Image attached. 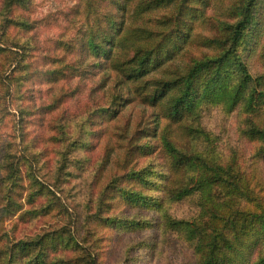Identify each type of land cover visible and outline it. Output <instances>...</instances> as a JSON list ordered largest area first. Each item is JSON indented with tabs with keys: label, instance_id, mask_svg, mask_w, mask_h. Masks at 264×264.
Instances as JSON below:
<instances>
[{
	"label": "rangeland",
	"instance_id": "374dc122",
	"mask_svg": "<svg viewBox=\"0 0 264 264\" xmlns=\"http://www.w3.org/2000/svg\"><path fill=\"white\" fill-rule=\"evenodd\" d=\"M207 1L195 37L213 38L242 17L234 0ZM77 2L31 0L28 11L13 9L7 40L0 28L7 45L0 52V264H29L21 253L10 260L11 252L3 254L48 234L57 242L40 264H83L88 250L98 264H201L197 241L224 214L238 205L264 209V144L244 133L249 105L264 93V0L253 2L252 19L224 52L214 94L196 104L183 129L138 101L123 103L115 118L103 117L113 109L114 74L106 73L101 89L100 73H83L92 60L81 46L72 53L55 49L59 41H79L87 27L70 15ZM215 54L193 42L172 63L183 67ZM57 57L63 64L53 81L49 72L60 69L52 65ZM256 119L264 127V108ZM157 124L167 136L147 137ZM135 129L143 132L128 149L131 164L114 172L109 161L125 158ZM167 155L189 164L170 178ZM8 159L18 170L13 183L5 178ZM167 180L184 193L169 196ZM102 202L107 206L98 212ZM245 248L248 264H264V231L250 233Z\"/></svg>",
	"mask_w": 264,
	"mask_h": 264
},
{
	"label": "trees",
	"instance_id": "16d2710c",
	"mask_svg": "<svg viewBox=\"0 0 264 264\" xmlns=\"http://www.w3.org/2000/svg\"><path fill=\"white\" fill-rule=\"evenodd\" d=\"M255 1L234 0V7L237 6V9L242 10L241 19L234 25L228 26L230 27L228 30L224 27L221 33L209 38L195 37L194 28L198 23L206 20L205 6H210L211 1L208 3L207 0H78L70 15H73L74 19H83L87 27L81 29L79 41L75 43L59 41L55 49L70 50L72 53L73 50H77L76 46H81L80 50L87 60H92L89 65L90 70H87V65L82 67L83 73L85 75L93 74L90 71L100 73L101 89L107 84L106 73L114 74V84L110 93L113 109L105 111L103 117L108 120L115 118L119 108L124 106L123 103L138 101L154 109L160 120L183 129L186 128L183 122L191 115L196 104L214 94L213 89L219 83L220 70L226 58L224 52L238 43L243 30L253 17L251 7ZM30 2L31 0H0V28H4V34L1 35L3 40H7L8 30L15 25L13 9L18 6L28 11ZM18 24L23 26L22 29L25 31L32 28L27 21ZM193 42L216 52L214 58L183 67L174 65L172 62L177 61L185 47ZM6 46L0 41V52H4ZM55 64L60 69L49 72L53 81L54 75L60 74L63 62L57 57L52 61V65ZM262 80L264 81V78ZM126 90L133 96L132 99H128L123 93ZM259 96L254 105H249V109L252 108L249 112V127L244 133L251 141H260L264 144V127H260L256 119L264 108L262 106L264 93ZM141 132L142 129L133 131L134 135L129 138L126 145L127 155L124 159L109 161L114 172L124 166L129 168L131 163L127 161L130 155L128 149L132 148L133 142L141 140L135 138V135ZM145 134L147 137L155 135L162 139L167 136L168 130L160 129L157 124L153 130ZM167 156L170 178L178 175L189 164L190 159ZM194 162L206 167L202 159L194 157ZM4 168L6 181L13 183L18 170L12 160H6ZM214 172L217 176L216 180L222 181L221 175ZM226 175L229 176L228 172ZM167 183L165 192L169 196L178 197L184 193L185 189L181 186L170 185L168 180ZM234 186L239 188L237 182ZM112 194H115L114 189ZM103 205L107 206L102 202L98 205V212ZM254 209L238 205L219 219V225L213 224L210 232L197 241L198 248L203 254L201 264H236V262L248 264V259L244 256L246 238L253 231H264V209L259 210L258 207ZM55 241L56 238L48 234L33 242H19L5 252L3 257L11 252L8 255L10 260L12 253L17 252L21 253L23 258H28L29 264H40L46 252L50 248H55L53 247ZM87 252L81 257L83 264H98L94 254L89 250Z\"/></svg>",
	"mask_w": 264,
	"mask_h": 264
}]
</instances>
